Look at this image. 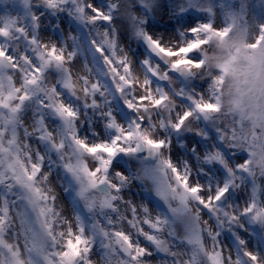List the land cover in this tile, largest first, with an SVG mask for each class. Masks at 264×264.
<instances>
[{
    "label": "snow or ice",
    "instance_id": "1",
    "mask_svg": "<svg viewBox=\"0 0 264 264\" xmlns=\"http://www.w3.org/2000/svg\"><path fill=\"white\" fill-rule=\"evenodd\" d=\"M181 3L38 0L32 10V0H24L29 14L23 20L0 22V264H18L10 236L39 238L52 249L59 245L54 264H264V135L238 146L231 130L220 129L218 145L200 156L207 167L197 179L190 164L172 158L170 136L156 131H193L194 121L204 118L193 89L203 91L208 80L187 86L193 106L178 111L175 97L183 103V92L160 87L185 76L177 64L181 49L188 48L184 41L207 22L190 14L197 9H180ZM40 4L96 30L90 45L108 84L78 63L79 37L73 35L69 46L44 35ZM174 8L178 14L170 17ZM130 33L144 47L135 61L121 46ZM186 34L191 38L181 42L178 37ZM187 59L202 64L196 49ZM117 93L123 104L114 111L108 96ZM77 101L102 110L105 135L82 130ZM206 139L215 142L216 132ZM190 150L200 154L204 145L196 142ZM144 152L157 161L145 170L155 188L151 208L124 199L131 177L117 160ZM53 155L63 178L79 190L82 215H65L54 194ZM61 225L65 231H57Z\"/></svg>",
    "mask_w": 264,
    "mask_h": 264
},
{
    "label": "rangeland",
    "instance_id": "2",
    "mask_svg": "<svg viewBox=\"0 0 264 264\" xmlns=\"http://www.w3.org/2000/svg\"><path fill=\"white\" fill-rule=\"evenodd\" d=\"M38 0H32L33 9ZM111 0H107L110 3ZM264 0H183L180 9H197L190 12L193 17L204 16L207 20L202 23L194 37L190 34L178 37L181 42L188 44V48H182L184 55L179 56L177 64L185 73L184 77L177 75L166 87L171 93L183 92L185 101L181 103L178 96L175 97V110L192 107L188 97L192 94L189 87L192 82L209 81L208 86L201 91L193 89V101L198 105L200 113L204 118L194 121L193 131L175 133L171 130L156 129L161 136H170L172 141L171 156L181 166L185 163L191 165L193 176L201 179L199 173L201 167H207L200 159L201 155H207L208 149L218 145L220 129L231 130L234 135L232 139L238 146L247 139L251 140L258 135H264ZM106 7V4L103 5ZM40 10L45 11L44 35L61 43L67 42L71 46V37H79L82 49L80 50L78 63L83 67L94 69L97 78L108 84V78L102 75L104 71L103 61L94 53L90 40L95 37L96 30L91 26H84L67 12L59 15L47 11L43 4ZM29 14L24 0H0V22L8 17L19 16L23 20ZM178 14L173 9L170 17ZM174 22V21H173ZM197 23H200L198 20ZM119 26V23H117ZM178 32H183L181 26H177ZM168 39L167 37H165ZM176 42L173 41V47ZM122 47L128 50L129 55L135 61L137 53L143 52L142 42L137 41L129 34L127 42H122ZM196 49L202 57L201 65H193L187 59V52ZM183 81V83L181 82ZM101 103L104 98H99ZM107 107L114 111L121 108L123 101L120 95L108 96ZM77 106L82 112V130L95 129L103 136L105 135V122L100 115L102 110L85 109L82 103L77 101ZM130 118H134L129 113ZM197 131L203 136L197 135ZM216 132L215 142L206 139L211 133ZM196 142L204 145V151L194 154L190 148ZM56 157L52 156L53 167L50 175L51 187L55 190L61 208L65 215H82L80 208L84 205L79 197L78 188L73 183L63 178V172L56 165ZM117 160L124 165L125 174L130 176V182L124 186L122 196L125 200L134 201L142 206L152 207L149 194L155 196L153 182L145 176V170L155 167L157 161L146 153L136 156H118ZM232 164L236 161L232 160ZM222 167V166H221ZM207 179L206 177L204 178ZM239 184L240 181H237ZM249 192L255 191L248 186ZM84 212H87L86 205ZM159 212V210H157ZM66 225H61L57 231H65ZM259 231V229H257ZM10 247L14 248L11 253L18 264H54L53 252L62 251L57 245L52 249L39 238L29 239L27 242L21 238L19 241L10 236ZM78 250V248L76 249ZM162 264H169L164 261Z\"/></svg>",
    "mask_w": 264,
    "mask_h": 264
}]
</instances>
